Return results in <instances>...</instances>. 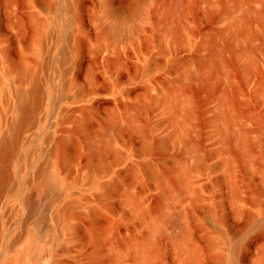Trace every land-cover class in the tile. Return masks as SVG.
<instances>
[{
  "label": "rangeland",
  "instance_id": "obj_1",
  "mask_svg": "<svg viewBox=\"0 0 264 264\" xmlns=\"http://www.w3.org/2000/svg\"><path fill=\"white\" fill-rule=\"evenodd\" d=\"M34 84L0 264H264V0H0V140Z\"/></svg>",
  "mask_w": 264,
  "mask_h": 264
},
{
  "label": "bare ground",
  "instance_id": "obj_2",
  "mask_svg": "<svg viewBox=\"0 0 264 264\" xmlns=\"http://www.w3.org/2000/svg\"><path fill=\"white\" fill-rule=\"evenodd\" d=\"M63 58H65V56H63ZM37 92H38V87L36 84H34L31 87V89H29L25 93H19L18 94L19 98H20V102L18 104V109L20 112H19V116L12 123V128H11L12 134L9 136H3L0 140V195L5 188V182H6L8 176L10 174V173H8L7 162L10 161V158L14 154L16 141H17V137L19 135L20 128L24 124V122L28 119L29 111H30V108L33 104L32 102L36 98V97H34V94H36ZM45 92H46V90H45ZM150 167H151V165L145 164L146 169H150ZM44 182L48 183L49 179L46 178V180ZM113 185L114 184L112 183L111 187ZM53 195H56V192H54ZM53 195L51 197L52 199L50 198L52 200V202H53V199L55 200V198H56ZM51 200H49V202L52 204ZM49 202H48V204H50ZM38 220H41V219H38ZM37 231H38V229L35 230V233H37Z\"/></svg>",
  "mask_w": 264,
  "mask_h": 264
}]
</instances>
